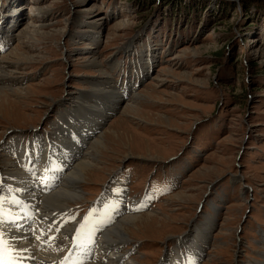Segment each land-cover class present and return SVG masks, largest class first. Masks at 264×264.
<instances>
[{
	"label": "rangeland",
	"instance_id": "1",
	"mask_svg": "<svg viewBox=\"0 0 264 264\" xmlns=\"http://www.w3.org/2000/svg\"><path fill=\"white\" fill-rule=\"evenodd\" d=\"M0 88V195L36 193L56 142L71 154L101 122L71 211L155 219L126 226L123 264H264V0H0Z\"/></svg>",
	"mask_w": 264,
	"mask_h": 264
},
{
	"label": "bare ground",
	"instance_id": "2",
	"mask_svg": "<svg viewBox=\"0 0 264 264\" xmlns=\"http://www.w3.org/2000/svg\"><path fill=\"white\" fill-rule=\"evenodd\" d=\"M38 23L41 24V21L39 20ZM22 33L26 37H30L32 39L35 38V35L33 33H36V35L39 37H43V36H41L40 33H38L37 27L33 28L32 31H29L28 29L25 28V30H23ZM18 49L19 48H14L10 52V54L17 56L19 53ZM32 57H33L32 55L27 54L24 58L27 61L28 60L31 61ZM95 63H97L96 59L92 56V60H91L90 64H95ZM106 85H107V82L104 84V86H105V88L106 87L109 88ZM5 90L0 88V105L3 103L8 104V102H11V100L5 94V93H7ZM104 91L107 94H110L109 89H106ZM118 101L119 100H117L114 103L115 106L110 108L109 110L115 109V107L118 106L117 105ZM100 106H102V105L100 104ZM128 109H130V108L129 107L126 108V110H128ZM101 124H102L101 122H94L93 126L90 127L91 131H89L86 134V137H84V141L75 143L72 150L69 151V152H71V154L65 153L62 145L56 142V144L59 147H61L60 148V154H61L60 157L61 158L64 157L65 160L60 159L57 167L55 166L56 169H60L59 171L55 170L56 174L55 173L52 174L49 172L47 173L48 178L55 174L52 178L53 183L50 182L51 184L47 185V187H45L44 184L41 182V179H40V177L43 176L45 173L43 175L42 174L40 175V173H39V176L36 178L37 179V181H36V188H37L36 193H35V191H32L30 188H28L29 187L28 185H23L21 187H19L18 185H16V186L11 185L10 187H8L9 189H11L12 187H15V189H20V191H18V193L16 195H9V194L5 195V193L2 195L4 198L3 210L5 213V219L9 220V221H11L12 219H15L16 224L19 225V227H12V226H10V224L3 225L5 232L10 234L11 237H14V238L20 237L19 239H15L13 241L14 246L16 248L25 250L21 253H18L17 254L18 257H20V255L24 253V254H27L28 256H30V258H28V259H31V260L37 259V262L39 264H57V262L61 259L60 258L62 256L61 253H56L54 251V248H55L54 246L56 245V242L58 243V241L60 240V239H55V234L58 232L57 226H59V228L64 227L65 230L67 229L69 231V234H71L73 236V234L75 232V228L77 226H79V224H80L78 222H75V219L72 220V223L69 221V217H74L72 214L73 211H71V204L76 203L78 201H81V199L83 197V192H81L79 190L80 189L79 185L82 181H86L87 175L89 176V174L93 171V168L95 169V167L93 166L94 164L92 165V163L96 159V157H94L92 154H88L90 159L87 160L84 157V159L82 160L81 157L83 155V149H84L83 146H84V144H87V141L93 137V134L95 133V130H96L95 127L100 126ZM79 132H80V130H79ZM94 143H95V145H94L93 149H94V152H97L98 149L103 146V144L100 142V140H95ZM36 152H37V150H36ZM27 154L31 155V156H29V158H31V160H32V154L29 152H27ZM27 154L24 156H21V159H23L25 156H28ZM37 156L40 157V155H37ZM89 157H87V158H89ZM26 160H28V159H26ZM67 160H68V162H67ZM71 160L78 161V164L75 165L73 167V170L69 172V168H70L71 162H72ZM28 161H30V160H28ZM33 162H35V160H33ZM38 163H39V161H38ZM38 163H37V167L43 166V164L39 165ZM49 166L53 167L54 163L51 162V164ZM34 168H35L34 166L29 165L28 171H26L25 174L14 173V175H15L14 178H17L19 180L21 179L22 181L32 180L30 173L33 171L32 174L33 173H35V175L37 174V170ZM6 179L9 180L10 178L9 179L6 178ZM9 182L12 184L11 181H9ZM34 182L35 181H31L29 183L33 184ZM10 183H8V181H7V185ZM37 193L39 195H37ZM19 197H21V198L27 197L28 200H30L31 202H34L36 210H33L32 205H29V206L26 205V206L22 207L23 209L20 208L19 206H17V207L20 209H17L14 205H11V203L13 204L14 203L13 201L18 199ZM120 206L123 209H125L126 207H130V206L124 207L122 204ZM26 209H29L31 212H33V216L35 218L34 220L31 219L28 221L27 218L23 219L21 216H19V214H24ZM92 209L95 210V213L99 214L100 216H103V214L96 212V211H100V210H98V207L97 208L93 207ZM12 211H13L12 215H9V212H12ZM103 211H105V210H103ZM62 213H63V215H62ZM104 214H106V212H104ZM102 219H104V217H99V219H97V220H92L86 226V230H88L89 227L92 225H95L97 223H102L103 222ZM154 221H155V219L151 215H140V217H127L126 216V219H122V221L118 222L117 224L112 226V228H110V229L107 228L108 225L106 226V228L101 229L98 232L94 228H91V230H89V232L94 233V235L90 237V240L93 242V245L87 244V242H85V240L78 241L79 247H80L79 252L80 251L93 250L96 248L97 253H98V251H101L104 253L105 259H96V260H94V258L88 259L86 257L88 253L84 252V253H82L84 255L80 256V258L76 260V264H87V263L88 264H115V262L116 263L124 262L125 257L123 258L124 255L121 256L118 254L119 249L116 248V245L118 244L117 242H119V241L127 242L126 240L130 239L129 234L126 230L127 229L126 226L129 227L130 229L134 228V231H135L137 229L140 230L143 227H148V225H150V223L154 222ZM74 222H75V224H74ZM38 233H40V234L38 235ZM38 236L40 237V239H37ZM56 237H58V236H56ZM45 245H47V246H45ZM57 245H59V244H57ZM35 246H37V247L34 248ZM67 247H68V245H67ZM40 248H42L41 251H39ZM76 255H77V253H75L74 256H76ZM31 256H33V258H31ZM109 256H111V257H109ZM183 259H181V260H183ZM29 262H30V260L24 261L23 264H28ZM196 262L197 261L195 259H192L190 264H195Z\"/></svg>",
	"mask_w": 264,
	"mask_h": 264
},
{
	"label": "snow or ice",
	"instance_id": "3",
	"mask_svg": "<svg viewBox=\"0 0 264 264\" xmlns=\"http://www.w3.org/2000/svg\"><path fill=\"white\" fill-rule=\"evenodd\" d=\"M50 164H51L50 159L45 162V166L42 169V171L45 174L40 177L41 182L44 184L45 187H47V180H48L47 173L51 171V169L48 167V165ZM56 170L59 171L60 169H56ZM33 175H35V173H33ZM0 187H3L2 183H0ZM10 191L18 192L20 191V189H10ZM117 192L119 194V190H117ZM13 202L16 204L20 203L19 199H16ZM3 204H4V198L2 195H0V264H23V258L18 257L17 254L25 250L16 248L13 243L15 239H19L20 237H16V238L11 237V235L6 233L3 228V225L5 224H10V226L12 227H19V225L16 224L15 219H12L11 221L5 219ZM109 206L114 207L115 204L113 203L110 204ZM105 215H107V213ZM74 219L75 217H69V220H74ZM96 219H99V217L96 216L94 209H91L89 213L84 216L83 221H81L79 226L75 228V232L71 237V241L75 246L79 247L78 241L89 240L90 242H92L90 240V237L93 236L94 233L87 231L86 226L92 220H96ZM108 219L110 222L111 217L109 216ZM37 239H40V237L38 236ZM65 239H68V237L66 236ZM6 255L7 258H5ZM62 264H66V262H62Z\"/></svg>",
	"mask_w": 264,
	"mask_h": 264
}]
</instances>
